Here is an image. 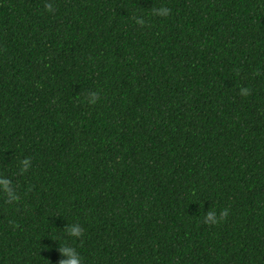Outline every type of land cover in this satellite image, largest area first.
<instances>
[{
	"label": "trees",
	"instance_id": "trees-1",
	"mask_svg": "<svg viewBox=\"0 0 264 264\" xmlns=\"http://www.w3.org/2000/svg\"><path fill=\"white\" fill-rule=\"evenodd\" d=\"M0 178V264H264V0H0Z\"/></svg>",
	"mask_w": 264,
	"mask_h": 264
},
{
	"label": "clouds",
	"instance_id": "clouds-1",
	"mask_svg": "<svg viewBox=\"0 0 264 264\" xmlns=\"http://www.w3.org/2000/svg\"><path fill=\"white\" fill-rule=\"evenodd\" d=\"M44 10L46 12L52 11V5L50 3H46L44 5ZM154 14L157 16H167L169 14V9L167 8H159L154 10ZM137 24H143V20L137 19ZM242 95H247V89L242 90ZM88 103L93 104L96 101V94L91 93L88 98ZM29 161L27 159L20 161V171H26L28 167ZM0 192L4 193L7 196V202L12 203L17 200V195L12 188L11 181L7 178H0ZM226 215V212H221L220 216L223 217ZM205 222H211L215 224L216 221V213L214 211H207L205 213ZM68 234L71 237L78 238L81 235V229L78 225H71L68 228ZM59 253L62 259L59 261V264H81V258L75 251V249L70 247H64L59 249Z\"/></svg>",
	"mask_w": 264,
	"mask_h": 264
}]
</instances>
